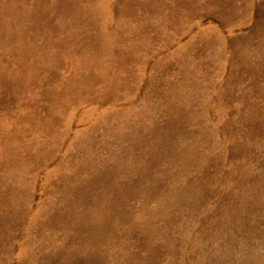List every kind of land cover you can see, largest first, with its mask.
Here are the masks:
<instances>
[{"label":"rangeland","instance_id":"obj_1","mask_svg":"<svg viewBox=\"0 0 264 264\" xmlns=\"http://www.w3.org/2000/svg\"><path fill=\"white\" fill-rule=\"evenodd\" d=\"M0 264H264V0H0Z\"/></svg>","mask_w":264,"mask_h":264}]
</instances>
